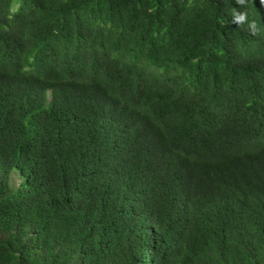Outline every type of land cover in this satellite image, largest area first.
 <instances>
[{"label":"trees","instance_id":"16d2710c","mask_svg":"<svg viewBox=\"0 0 264 264\" xmlns=\"http://www.w3.org/2000/svg\"><path fill=\"white\" fill-rule=\"evenodd\" d=\"M152 262L264 264V5L0 0V264Z\"/></svg>","mask_w":264,"mask_h":264},{"label":"clouds","instance_id":"9594fccd","mask_svg":"<svg viewBox=\"0 0 264 264\" xmlns=\"http://www.w3.org/2000/svg\"><path fill=\"white\" fill-rule=\"evenodd\" d=\"M248 0H236L238 5H247ZM261 4L264 5V0H260ZM249 13L247 11L244 12H237L236 9H233V16H235V20L231 22L237 25H242L244 23L248 24L247 30L250 31L253 35L258 34L259 28L255 20L248 21ZM152 264H155L152 262Z\"/></svg>","mask_w":264,"mask_h":264},{"label":"rangeland","instance_id":"374dc122","mask_svg":"<svg viewBox=\"0 0 264 264\" xmlns=\"http://www.w3.org/2000/svg\"><path fill=\"white\" fill-rule=\"evenodd\" d=\"M26 179V175L24 174H18L16 171L13 172L10 180V189L14 190L17 188L21 183H24Z\"/></svg>","mask_w":264,"mask_h":264},{"label":"bare ground","instance_id":"6f19581e","mask_svg":"<svg viewBox=\"0 0 264 264\" xmlns=\"http://www.w3.org/2000/svg\"><path fill=\"white\" fill-rule=\"evenodd\" d=\"M44 60V59H43ZM35 74V73H34Z\"/></svg>","mask_w":264,"mask_h":264}]
</instances>
